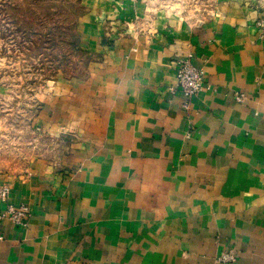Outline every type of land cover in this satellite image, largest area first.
<instances>
[{
  "label": "crops",
  "instance_id": "obj_1",
  "mask_svg": "<svg viewBox=\"0 0 264 264\" xmlns=\"http://www.w3.org/2000/svg\"><path fill=\"white\" fill-rule=\"evenodd\" d=\"M249 1L206 16L190 0L80 1L90 58L46 84L34 117L60 155L0 166V214L30 211L0 220V264H220L228 251L264 264L263 13ZM186 58L206 79L184 109Z\"/></svg>",
  "mask_w": 264,
  "mask_h": 264
},
{
  "label": "rangeland",
  "instance_id": "obj_2",
  "mask_svg": "<svg viewBox=\"0 0 264 264\" xmlns=\"http://www.w3.org/2000/svg\"><path fill=\"white\" fill-rule=\"evenodd\" d=\"M80 1L0 0V166L4 168L21 171L33 156L60 155V148L50 152L43 130L33 127L34 117L46 84L84 72L88 59L76 31L85 11ZM190 1L196 3L189 10L192 14L206 16L216 0ZM252 1L264 13V0ZM20 206L7 204L1 214ZM29 217L30 211L21 225ZM3 219L16 224L11 217Z\"/></svg>",
  "mask_w": 264,
  "mask_h": 264
},
{
  "label": "built area",
  "instance_id": "obj_3",
  "mask_svg": "<svg viewBox=\"0 0 264 264\" xmlns=\"http://www.w3.org/2000/svg\"><path fill=\"white\" fill-rule=\"evenodd\" d=\"M256 24L260 29V37L264 39V13L258 18ZM175 64L177 65V88L184 98L182 107L187 109L191 98L204 89L206 79L205 71L202 68L194 66L189 58L179 60ZM9 192L10 189L7 185L1 186L0 200L5 201L8 198ZM6 216L11 217L16 224L21 225L29 216V208L27 206H20L18 209L9 207L7 214H0V219ZM235 257L233 252H222L217 256V262L220 264L232 263L235 261Z\"/></svg>",
  "mask_w": 264,
  "mask_h": 264
},
{
  "label": "trees",
  "instance_id": "obj_4",
  "mask_svg": "<svg viewBox=\"0 0 264 264\" xmlns=\"http://www.w3.org/2000/svg\"><path fill=\"white\" fill-rule=\"evenodd\" d=\"M83 54L85 55V57H87V59L90 58L86 52L83 51Z\"/></svg>",
  "mask_w": 264,
  "mask_h": 264
}]
</instances>
